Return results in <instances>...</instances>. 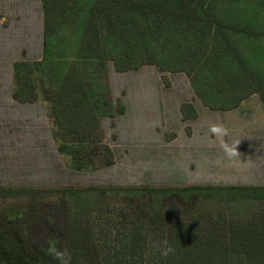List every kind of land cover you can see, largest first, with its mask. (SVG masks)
Here are the masks:
<instances>
[{
  "label": "trees",
  "instance_id": "1",
  "mask_svg": "<svg viewBox=\"0 0 264 264\" xmlns=\"http://www.w3.org/2000/svg\"><path fill=\"white\" fill-rule=\"evenodd\" d=\"M40 1L42 57L13 62L12 95L47 100L57 149L71 169L114 162L100 122L122 106L109 96L107 60L118 71L146 63L183 71L212 109L235 107L252 93L264 105V0ZM188 107L181 105L183 117L195 115ZM11 192L30 200L27 218L38 216L43 205L47 211L39 240L26 233L29 219L17 233L21 243L14 250L22 254L21 264H60L46 252L51 237L58 238L66 264H108L93 222L106 217L105 204L116 198L128 209L116 217L131 224L121 234L133 251L145 250L149 230L161 226L163 252L173 250L163 255L164 264H264V241L214 240L240 228L234 217L253 218L250 225L264 234V185L0 186L1 195ZM35 218L31 223L37 225Z\"/></svg>",
  "mask_w": 264,
  "mask_h": 264
},
{
  "label": "crops",
  "instance_id": "2",
  "mask_svg": "<svg viewBox=\"0 0 264 264\" xmlns=\"http://www.w3.org/2000/svg\"><path fill=\"white\" fill-rule=\"evenodd\" d=\"M42 30L40 0H0V169L5 168L0 170V185H264V105L259 96L252 93L235 107L212 109L197 97L185 72L164 71L149 63L118 71L112 60L106 61L109 96L114 106H122L121 112L104 115L100 122L114 162L86 171L67 167V157L59 153L53 136L47 100L40 94L35 101L12 95L13 62L42 57ZM183 103L190 104L187 110L193 109L194 116L183 117ZM214 125L224 126L228 134H214ZM237 142L239 154L229 158L225 145ZM116 200L107 201L106 217L93 222L94 236L98 241H122L124 264H164L161 226L149 230L145 250L133 251L121 234L131 224L123 225L121 218L122 228L116 217L128 209ZM232 219L240 228L214 240L264 241L260 228L249 223L253 218ZM113 259L116 264L115 252Z\"/></svg>",
  "mask_w": 264,
  "mask_h": 264
},
{
  "label": "rangeland",
  "instance_id": "3",
  "mask_svg": "<svg viewBox=\"0 0 264 264\" xmlns=\"http://www.w3.org/2000/svg\"><path fill=\"white\" fill-rule=\"evenodd\" d=\"M138 77L140 76L138 75ZM34 79H36L38 84V79L35 76ZM37 84H35L36 87ZM0 170L3 171L5 168L2 167ZM106 176L113 177L115 175L106 173ZM0 186L15 187L14 185ZM10 194V196L0 194V264H21L19 263V260L22 258L19 255L22 256V254L19 250H14L15 247L17 248L18 243H21V241H15V239L21 238V236L20 238L18 237V232L19 230L25 231V228L23 227L28 223H26V220L29 219V226L28 228L26 227V233L29 234V238L33 242L39 240L40 235L43 236L45 233L47 211L43 205L37 214L38 216H32L31 214L29 218H27L30 211V208L26 207L27 202L30 201L28 197L13 196L12 192ZM37 206L39 207L40 204ZM33 218H35V223H38L37 225L31 223V221L34 222ZM100 228L101 227H99V229ZM109 239L111 238L107 237L104 239L106 241H98V243L101 245L103 259L105 262H107L109 259H112V264H115V260L113 259L115 252V257L118 261L116 264H124L125 254L122 247V241H110ZM69 241L71 245L72 239Z\"/></svg>",
  "mask_w": 264,
  "mask_h": 264
},
{
  "label": "clouds",
  "instance_id": "4",
  "mask_svg": "<svg viewBox=\"0 0 264 264\" xmlns=\"http://www.w3.org/2000/svg\"><path fill=\"white\" fill-rule=\"evenodd\" d=\"M211 131L214 134L219 135L221 137L226 136L228 134V129L222 125H214L211 128ZM238 144H239V142H237L236 144H234L232 146L225 145V152L229 158L235 157L239 154V152L237 151V145ZM58 243H59L58 238L51 237L48 241L49 246H48L46 252H47V254L51 255L53 257V259L59 260L60 264H66L65 259H64L65 254L57 249ZM172 251L173 250L171 248H168L162 253V255L167 256Z\"/></svg>",
  "mask_w": 264,
  "mask_h": 264
}]
</instances>
